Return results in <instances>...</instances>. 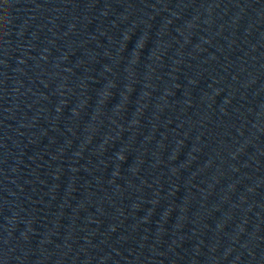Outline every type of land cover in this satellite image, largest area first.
Wrapping results in <instances>:
<instances>
[{
  "label": "water",
  "instance_id": "obj_1",
  "mask_svg": "<svg viewBox=\"0 0 264 264\" xmlns=\"http://www.w3.org/2000/svg\"><path fill=\"white\" fill-rule=\"evenodd\" d=\"M0 264H264V0H0Z\"/></svg>",
  "mask_w": 264,
  "mask_h": 264
}]
</instances>
